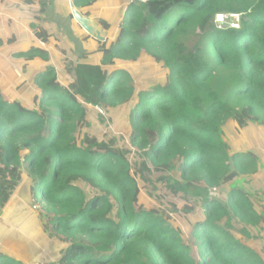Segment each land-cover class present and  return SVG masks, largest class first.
<instances>
[{
	"label": "trees",
	"instance_id": "obj_1",
	"mask_svg": "<svg viewBox=\"0 0 264 264\" xmlns=\"http://www.w3.org/2000/svg\"><path fill=\"white\" fill-rule=\"evenodd\" d=\"M101 1L73 4L84 16H97ZM109 6L113 21H102L109 38L96 39L99 58L80 82L59 75L49 49L59 40L42 25L32 23L37 42L15 54L45 68L32 78L38 109L5 96L0 84V213L25 181L27 162L29 198L40 205L44 230L63 243L59 260L45 264H264L224 221L263 223L252 197L241 188L225 202L210 196L260 170L259 155L233 150L221 128L230 120L238 128L264 127V0H109ZM222 12L242 13L240 28H218L215 16ZM143 57L165 69L163 84H134L126 64ZM135 99L130 143L144 156L142 179L156 175L172 193L186 200L192 193L202 205L188 227L198 260L170 215L146 208L132 150L115 139L76 135L91 108L84 102L109 113ZM78 180L96 192L88 195Z\"/></svg>",
	"mask_w": 264,
	"mask_h": 264
},
{
	"label": "rangeland",
	"instance_id": "obj_2",
	"mask_svg": "<svg viewBox=\"0 0 264 264\" xmlns=\"http://www.w3.org/2000/svg\"><path fill=\"white\" fill-rule=\"evenodd\" d=\"M109 9V8H108ZM111 10V9H110ZM113 15L111 13H106V15L102 16H93L90 20V23L95 27V29H99L104 31V39H98L101 41H106L109 38V31L104 28L102 23L103 19L108 22L113 21ZM60 24L66 25V21H59ZM75 21L70 23L69 29H66L65 35H60L64 42L59 44L57 50L55 47H49L52 49L55 55L62 56L61 52H64L65 55L69 53L72 47H75L76 53L84 57V59L77 63L75 77L79 78V69L82 67V64H86L87 68L90 70V64L93 60L97 59L98 54H93V51L96 48V39L94 34H90L87 32V35H79L75 36L73 33L75 30H78L79 27L82 26ZM66 27V26H64ZM84 29V28H83ZM69 30V31H68ZM84 29V33H85ZM85 37L93 38V44L90 46H83L81 44V40L85 39ZM58 38V37H57ZM59 39V38H58ZM62 40V39H61ZM92 39L87 40L86 42H90ZM21 46L26 45H15V47L20 48ZM53 46V45H52ZM57 46V45H56ZM63 46V49H60ZM28 47V46H26ZM22 49V50H28ZM2 54L5 52H1ZM11 55V54H9ZM96 55V56H95ZM54 56V55H53ZM9 61H4L6 66L9 65L11 73H7L5 76L4 69L0 67V84L2 85V91L5 96L10 98L21 99L28 106H31L35 109H38V105L34 102V93L38 91L35 86L32 84V78L34 75L39 72L40 65L26 64L25 59H19L15 55H11L7 58ZM6 59V60H7ZM55 59V58H53ZM18 62V65H17ZM24 63V64H23ZM33 64V65H32ZM55 64V65H54ZM54 66H56V62L54 61ZM129 67L133 77L134 84L139 87L143 85H147L148 89L154 84H163L165 82V69L160 67V63L156 62L154 59L149 57H143L139 59L137 62L130 64H126ZM4 67V66H3ZM58 73L59 70L57 69ZM27 72L29 74H27ZM74 78V77H73ZM75 80V78H74ZM137 99L133 100L132 103H128L127 105L120 107L111 112H106L104 114L99 113L93 108H88V120L86 123L81 124L76 131V135L81 137L83 133H88L90 135L103 137L105 139H115L116 143L121 148L131 149V153H129V158L132 161L133 171H135L138 175V179L140 181V185L142 187V192L144 194V199L146 203V208H156L160 211L167 212L170 215L171 219L169 220L172 225H177L181 228L183 235L186 241L189 243L191 247V253L193 257L198 260V251L197 246L194 243V237L192 235L193 229L188 227H192L197 217L201 216L202 205L199 202L194 200L192 193L189 194V199L186 200L182 195L178 193H172V191L168 190L166 185L160 181H157V176L152 175V181H146L142 179L141 175H144L143 170L140 168L141 161L144 159V156L136 151L134 147H132L130 143V122H129V111L131 106ZM88 104V102H86ZM96 109V108H95ZM222 136L225 140L228 141L231 148L233 150H253L259 155L260 159V170L253 175L242 176L225 184L221 187L211 190V197H215L221 202H225L228 197V193L233 188H241L246 191L250 197L254 200L258 211L263 213L264 215V127L257 123H250L247 127L238 128L236 123L233 120H230L226 126L221 128ZM22 169L24 171L23 179L25 181L21 182L20 188L18 190V199L25 197V186L29 180L28 177V164L24 162L22 165ZM173 175V172L170 173ZM77 184L81 186L88 195L94 194L96 191L86 182L77 181ZM36 202L32 201L33 210H40V205L35 204ZM177 206L178 211H174L173 207ZM225 222L230 224L231 231L235 235L242 238L243 241L249 243L252 247L256 248L263 256H264V222L258 225V227H249L244 223H238L231 217H226L224 219ZM32 223V222H30ZM246 230L249 232V235L243 233Z\"/></svg>",
	"mask_w": 264,
	"mask_h": 264
},
{
	"label": "crops",
	"instance_id": "obj_3",
	"mask_svg": "<svg viewBox=\"0 0 264 264\" xmlns=\"http://www.w3.org/2000/svg\"><path fill=\"white\" fill-rule=\"evenodd\" d=\"M110 7L109 0H102L97 16L100 17L111 12L113 14ZM76 10L80 12L73 4V0H43L42 2L40 0H0V67L4 69L5 76L7 73H11L10 68L12 67L10 65L7 67L4 61H9L8 57L18 54L20 51H25L22 49L30 48L37 42L31 26L32 23L38 26L42 25L48 31L55 33L59 38L58 43L61 44L65 39L60 35L67 34L63 33L66 29H69L70 23L77 21L74 15ZM81 15L83 14L81 13ZM86 17L91 19L93 16ZM59 21H66L67 23L62 25ZM83 28V26L82 28L79 27L78 30L73 32L76 37L87 34L86 30L84 33L85 28ZM90 39H92L90 42L81 40V44L92 45L94 40L93 38ZM19 44L28 47L16 48L15 45ZM51 47H55L57 50L59 45ZM60 49H63V46ZM1 52L5 53L2 54ZM50 53L52 64H54V61L56 62L55 68L59 70L62 79L65 78L64 82L68 83L70 79L76 78L75 67H77L78 62L81 63L84 57L76 53L75 47H72L66 55L61 52L62 56L59 57L53 53L52 49H50ZM95 53L98 54L93 51V54ZM97 58H99V54ZM67 66H70V68L68 69ZM44 68L45 65H40V69ZM27 74L29 73L27 72ZM24 190H26L24 199H18L19 194L16 193L4 211L0 213V260L15 259L23 264L57 262L61 256L63 243L50 237L44 230L38 217L39 209L34 211L33 206H31L32 201L29 198L27 186Z\"/></svg>",
	"mask_w": 264,
	"mask_h": 264
},
{
	"label": "built area",
	"instance_id": "obj_4",
	"mask_svg": "<svg viewBox=\"0 0 264 264\" xmlns=\"http://www.w3.org/2000/svg\"><path fill=\"white\" fill-rule=\"evenodd\" d=\"M241 20H242V13H239V12H222V13L216 14V16H215V23H216L218 28L230 27V28L238 29L241 26ZM83 71L87 72V77H88L90 70L87 68L86 64H82V67L79 69V73H78L79 82H80V80H83L81 77V74ZM84 103H85V105H87L91 108H93V106H94L90 103H88V104L86 102H84ZM93 109L98 111L101 114L105 113L104 109L101 108L100 106H94ZM28 153L29 152L27 150L21 151L20 156H21L22 161H25V158L28 155Z\"/></svg>",
	"mask_w": 264,
	"mask_h": 264
},
{
	"label": "water",
	"instance_id": "obj_5",
	"mask_svg": "<svg viewBox=\"0 0 264 264\" xmlns=\"http://www.w3.org/2000/svg\"><path fill=\"white\" fill-rule=\"evenodd\" d=\"M75 18L77 19V21L85 28V30L90 33V34H96L95 36L97 37V39H104V32L99 30V29H95V27L89 23L88 20H91L89 18H87L86 16L81 15V13L76 10L74 12ZM88 91V88L86 90V92Z\"/></svg>",
	"mask_w": 264,
	"mask_h": 264
},
{
	"label": "bare ground",
	"instance_id": "obj_6",
	"mask_svg": "<svg viewBox=\"0 0 264 264\" xmlns=\"http://www.w3.org/2000/svg\"><path fill=\"white\" fill-rule=\"evenodd\" d=\"M89 21V23H90V20H88Z\"/></svg>",
	"mask_w": 264,
	"mask_h": 264
}]
</instances>
